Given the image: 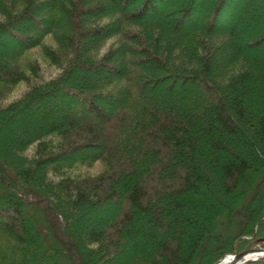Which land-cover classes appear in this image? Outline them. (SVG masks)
Masks as SVG:
<instances>
[{
  "label": "trees",
  "instance_id": "obj_1",
  "mask_svg": "<svg viewBox=\"0 0 264 264\" xmlns=\"http://www.w3.org/2000/svg\"><path fill=\"white\" fill-rule=\"evenodd\" d=\"M253 1L0 0V264H214L264 238Z\"/></svg>",
  "mask_w": 264,
  "mask_h": 264
},
{
  "label": "rangeland",
  "instance_id": "obj_2",
  "mask_svg": "<svg viewBox=\"0 0 264 264\" xmlns=\"http://www.w3.org/2000/svg\"><path fill=\"white\" fill-rule=\"evenodd\" d=\"M250 1H252V0H247V2H250ZM253 2H254L253 3V8L251 10L252 14L254 16H256V17L262 16V14H261L262 13V10H261L262 8L260 6L264 3V0H255ZM160 10L163 11L164 7H162ZM42 68H43L44 74L46 76H48L51 73L56 72V70L54 69L55 67H53L52 65H50L47 62L43 65ZM168 81H169V79H168ZM187 84L189 85V90L190 91H194L197 88V86H199V81H187ZM174 86H175L176 89H179L181 87L179 81L176 82ZM25 88H26V85L24 83H20L19 85H17V87L15 88V90L11 94V98L18 97L20 94H22V92L25 90ZM251 99L252 98H250V100ZM250 100L248 102H249V104H252L250 102ZM33 115L35 116V114L33 113V110L31 108L30 109H23L20 112V114L16 117V119L12 120L11 125H13V126H21V125H23L25 119H27L28 117L33 116ZM100 166H101L100 163H97L93 168L100 167ZM116 210H117V206H109V207L103 208L101 210L100 214L103 215V216H107V215L115 212ZM225 254H227V253H225Z\"/></svg>",
  "mask_w": 264,
  "mask_h": 264
},
{
  "label": "water",
  "instance_id": "obj_3",
  "mask_svg": "<svg viewBox=\"0 0 264 264\" xmlns=\"http://www.w3.org/2000/svg\"><path fill=\"white\" fill-rule=\"evenodd\" d=\"M263 240L264 238H258L253 241L250 247L231 253L232 260L230 264H249L253 261L264 260V246L260 245Z\"/></svg>",
  "mask_w": 264,
  "mask_h": 264
},
{
  "label": "bare ground",
  "instance_id": "obj_4",
  "mask_svg": "<svg viewBox=\"0 0 264 264\" xmlns=\"http://www.w3.org/2000/svg\"><path fill=\"white\" fill-rule=\"evenodd\" d=\"M232 260V256L231 253L225 254L224 256H222L217 262L216 264H230Z\"/></svg>",
  "mask_w": 264,
  "mask_h": 264
}]
</instances>
